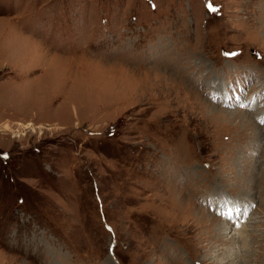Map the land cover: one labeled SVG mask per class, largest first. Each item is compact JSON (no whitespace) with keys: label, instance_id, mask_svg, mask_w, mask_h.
<instances>
[{"label":"rangeland","instance_id":"374dc122","mask_svg":"<svg viewBox=\"0 0 264 264\" xmlns=\"http://www.w3.org/2000/svg\"><path fill=\"white\" fill-rule=\"evenodd\" d=\"M256 88L264 0H0V264H264Z\"/></svg>","mask_w":264,"mask_h":264},{"label":"bare ground","instance_id":"6f19581e","mask_svg":"<svg viewBox=\"0 0 264 264\" xmlns=\"http://www.w3.org/2000/svg\"><path fill=\"white\" fill-rule=\"evenodd\" d=\"M223 101H224V99H223ZM256 111H257V109H256ZM264 112V110L263 111H261L260 113H263ZM244 115V114H243ZM258 115V114H257ZM257 115H256V117H257ZM255 117V118H256ZM29 124H31V123H29ZM251 125V124H250ZM240 203V202H239ZM228 205V204H227ZM237 204H235V207L237 208V206H236ZM241 205L243 206V208L244 209H247L248 210V208L250 207L249 205L250 204H248V203H246V201L245 202H241ZM247 206H248V208H247ZM229 208V207H228ZM230 209V208H229ZM233 210L232 209H230L229 211H228V214L230 213V212H232ZM235 211V210H234ZM239 212V211H238ZM243 213H244V211H243ZM232 217H236V215H233ZM239 217H240V215H239ZM239 217L238 218H234V221L230 224L229 222H226L225 224H226V226L228 227V229H230V228H232L234 225H233V223H235L236 225H239V227H234V234H236V233H238V232H240V234L242 233V231L243 230H245L246 229V224H244V223H241L240 222V220H239ZM245 219V218H244ZM236 220H237V222H236ZM225 224H223V226H221V231H222V228L224 229L223 231H225ZM221 233V232H220ZM219 233V234H220ZM222 234H223V232H222ZM225 234V233H224ZM238 237V236H237ZM241 237V238H240ZM237 240L238 241H240V242H242L243 241V239H244V237H242V235L240 236ZM219 239V238H218ZM225 240V239H224ZM219 241V240H218ZM222 241H223V239H222ZM215 242V241H214ZM226 252H228V251H226ZM234 253V252H233ZM235 254V253H234ZM233 254H231V255H229L230 257L232 256ZM244 259H246V257H244Z\"/></svg>","mask_w":264,"mask_h":264},{"label":"crops","instance_id":"0c3cea01","mask_svg":"<svg viewBox=\"0 0 264 264\" xmlns=\"http://www.w3.org/2000/svg\"><path fill=\"white\" fill-rule=\"evenodd\" d=\"M21 32H22V30H21ZM22 33H24V32H22ZM25 34V33H24ZM26 35H28V34H26ZM28 36H30V35H28ZM33 38V37H32ZM25 54H27L28 55V53H25ZM30 57L28 58L29 60L31 59L34 63V67L36 66V64L37 63H39V64H37L38 66H40V58H39V55H37V54H34L33 52H32V55H29ZM32 56V57H31ZM42 65L44 64V62H42L41 63ZM30 66L32 67V65L30 64ZM44 67V66H43Z\"/></svg>","mask_w":264,"mask_h":264},{"label":"snow or ice","instance_id":"6c2138e0","mask_svg":"<svg viewBox=\"0 0 264 264\" xmlns=\"http://www.w3.org/2000/svg\"><path fill=\"white\" fill-rule=\"evenodd\" d=\"M229 55H236L235 53L229 54ZM240 207V211L237 213L238 215H242L243 214V206H239ZM231 212L227 215L226 219H228L229 221L231 220Z\"/></svg>","mask_w":264,"mask_h":264}]
</instances>
